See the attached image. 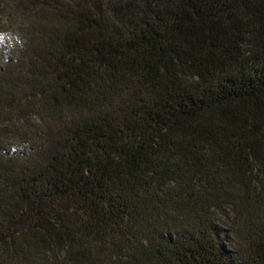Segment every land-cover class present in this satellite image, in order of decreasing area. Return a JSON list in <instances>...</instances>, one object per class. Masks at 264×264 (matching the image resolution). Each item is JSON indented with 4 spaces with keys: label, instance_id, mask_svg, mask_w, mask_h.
<instances>
[{
    "label": "trees",
    "instance_id": "16d2710c",
    "mask_svg": "<svg viewBox=\"0 0 264 264\" xmlns=\"http://www.w3.org/2000/svg\"><path fill=\"white\" fill-rule=\"evenodd\" d=\"M0 264H264V0H0Z\"/></svg>",
    "mask_w": 264,
    "mask_h": 264
}]
</instances>
